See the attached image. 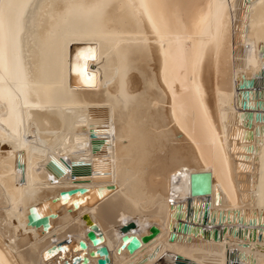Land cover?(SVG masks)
<instances>
[{
    "label": "bare ground",
    "instance_id": "6f19581e",
    "mask_svg": "<svg viewBox=\"0 0 264 264\" xmlns=\"http://www.w3.org/2000/svg\"><path fill=\"white\" fill-rule=\"evenodd\" d=\"M263 104L264 0H0V264H264Z\"/></svg>",
    "mask_w": 264,
    "mask_h": 264
},
{
    "label": "water",
    "instance_id": "95a60500",
    "mask_svg": "<svg viewBox=\"0 0 264 264\" xmlns=\"http://www.w3.org/2000/svg\"><path fill=\"white\" fill-rule=\"evenodd\" d=\"M242 77V76H241ZM250 86V81L244 80L242 78L241 82L238 84L240 89H244ZM243 101L241 102V107H247V93L246 90L243 93ZM264 107V104H263ZM113 186H110L112 189ZM86 191V188L83 186H73L66 189H61L57 193V197L62 199H66L67 197L77 193L83 194ZM210 191V177L209 173L205 171H194L188 174V192L189 195H206ZM54 200V198H52ZM72 206L74 208L77 207V203L73 202ZM179 209V205H176V210ZM53 213H48L46 215H39L33 206H30L27 214V224L33 227H41L42 230L46 231L49 227L48 219L49 217H53ZM82 219L88 225L89 229L86 231L85 236L89 243L94 249L88 251L89 257L96 258V264H108L109 256L107 249L104 246H100V243L103 241V236L101 232L98 230L96 224L91 221L87 214L82 215ZM132 227V223L127 222L121 226L122 234L119 237V245L116 248L117 253L121 249H125L128 253H132L136 249H138L141 243L147 242L151 238H153L158 233V228L155 225H150L148 232L137 236L133 234L130 229ZM176 229H181L183 231L189 230V227L186 223L177 222ZM174 237V232H170L168 235V239L172 240ZM215 238V237H214ZM67 239L64 240L66 242ZM63 245L57 244L55 246H51L48 248L50 251L61 248ZM75 250H81L82 253L78 255L74 260V264H86L88 259L84 250L86 248V244L83 240L79 239L76 244L73 246ZM180 261L179 256H175L171 252H167L164 256L163 261L160 264H173L174 261Z\"/></svg>",
    "mask_w": 264,
    "mask_h": 264
},
{
    "label": "snow or ice",
    "instance_id": "6c2138e0",
    "mask_svg": "<svg viewBox=\"0 0 264 264\" xmlns=\"http://www.w3.org/2000/svg\"><path fill=\"white\" fill-rule=\"evenodd\" d=\"M89 52H91V50H89ZM79 58L83 60H87L89 58L94 59V53H92L91 55H86L85 52L82 51L81 53H79ZM78 70L82 76H86V68H80Z\"/></svg>",
    "mask_w": 264,
    "mask_h": 264
}]
</instances>
